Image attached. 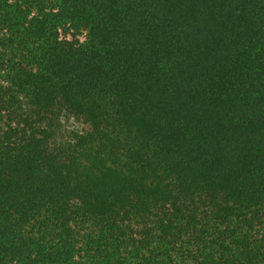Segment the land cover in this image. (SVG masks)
I'll return each instance as SVG.
<instances>
[{"label":"trees","instance_id":"obj_1","mask_svg":"<svg viewBox=\"0 0 264 264\" xmlns=\"http://www.w3.org/2000/svg\"><path fill=\"white\" fill-rule=\"evenodd\" d=\"M0 264H264V0H0Z\"/></svg>","mask_w":264,"mask_h":264}]
</instances>
